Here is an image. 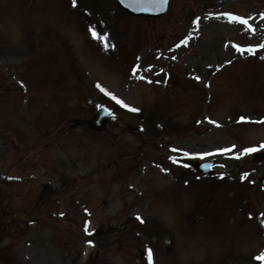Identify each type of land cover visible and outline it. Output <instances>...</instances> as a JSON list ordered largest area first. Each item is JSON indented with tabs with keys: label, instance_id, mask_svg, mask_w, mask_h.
<instances>
[{
	"label": "rangeland",
	"instance_id": "1",
	"mask_svg": "<svg viewBox=\"0 0 264 264\" xmlns=\"http://www.w3.org/2000/svg\"><path fill=\"white\" fill-rule=\"evenodd\" d=\"M260 121L264 0H0V264H264Z\"/></svg>",
	"mask_w": 264,
	"mask_h": 264
},
{
	"label": "water",
	"instance_id": "2",
	"mask_svg": "<svg viewBox=\"0 0 264 264\" xmlns=\"http://www.w3.org/2000/svg\"><path fill=\"white\" fill-rule=\"evenodd\" d=\"M122 7L129 9V11L136 15H146V16H155L161 14L165 11L167 7V2L164 0H118ZM108 118L105 116H99L96 118L95 122H92L93 125L97 128H101L102 125L107 122Z\"/></svg>",
	"mask_w": 264,
	"mask_h": 264
},
{
	"label": "snow or ice",
	"instance_id": "3",
	"mask_svg": "<svg viewBox=\"0 0 264 264\" xmlns=\"http://www.w3.org/2000/svg\"><path fill=\"white\" fill-rule=\"evenodd\" d=\"M164 2L166 3L167 0H164ZM73 4L75 5V0H73ZM229 15H230V14H229ZM232 19H233L234 21H239L240 23H244V24L247 23L246 20H243L242 18H239V17H232ZM94 35H98V34L94 33ZM97 86L99 87V85H97ZM113 99H115V97H113ZM117 103H120V104H121L122 106H124V107H128L127 105L123 104V101L117 100ZM129 110H130V111H133V112H137V111H139V109H136V108H130ZM244 119H245L244 117H241V121H244ZM213 123H214V122H213ZM260 123H264V121H260ZM261 147L264 148V145H262ZM245 151H246L247 153H251V152H255V151H257V149H255V148H248V149H246ZM89 243L91 244V242H89ZM148 255H149V259L151 260V258H152L151 250H149ZM257 260L264 262V255L258 256V257H257Z\"/></svg>",
	"mask_w": 264,
	"mask_h": 264
},
{
	"label": "bare ground",
	"instance_id": "4",
	"mask_svg": "<svg viewBox=\"0 0 264 264\" xmlns=\"http://www.w3.org/2000/svg\"><path fill=\"white\" fill-rule=\"evenodd\" d=\"M212 16L214 17L215 15H212ZM255 33L256 32H253V34H251V33L250 34L254 35ZM231 47H232L233 51H235L236 48H239V49L242 48V44H236V45L231 46ZM236 54L239 55V53H237V52H236Z\"/></svg>",
	"mask_w": 264,
	"mask_h": 264
}]
</instances>
